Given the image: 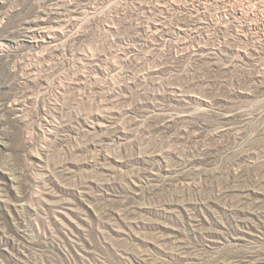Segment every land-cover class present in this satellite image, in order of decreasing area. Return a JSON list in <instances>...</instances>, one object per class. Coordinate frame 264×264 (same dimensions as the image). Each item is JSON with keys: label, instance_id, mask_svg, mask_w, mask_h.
Returning <instances> with one entry per match:
<instances>
[{"label": "rangeland", "instance_id": "obj_1", "mask_svg": "<svg viewBox=\"0 0 264 264\" xmlns=\"http://www.w3.org/2000/svg\"><path fill=\"white\" fill-rule=\"evenodd\" d=\"M0 264H264V0H0Z\"/></svg>", "mask_w": 264, "mask_h": 264}]
</instances>
